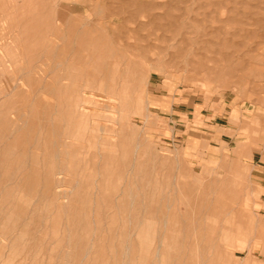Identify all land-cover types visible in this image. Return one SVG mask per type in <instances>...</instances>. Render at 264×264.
Instances as JSON below:
<instances>
[{
  "label": "rangeland",
  "instance_id": "obj_1",
  "mask_svg": "<svg viewBox=\"0 0 264 264\" xmlns=\"http://www.w3.org/2000/svg\"><path fill=\"white\" fill-rule=\"evenodd\" d=\"M0 264H264V0H0Z\"/></svg>",
  "mask_w": 264,
  "mask_h": 264
},
{
  "label": "bare ground",
  "instance_id": "obj_2",
  "mask_svg": "<svg viewBox=\"0 0 264 264\" xmlns=\"http://www.w3.org/2000/svg\"><path fill=\"white\" fill-rule=\"evenodd\" d=\"M61 9H63V8H61ZM61 11V10H60ZM84 11V10H83ZM62 12H60V14H61ZM87 14H88V12H87ZM63 16V15H62ZM87 16H89V15H87ZM89 27V26H88ZM73 29V28H72ZM87 33V32H86ZM138 89V88H137ZM65 90H67V89H65ZM136 92V91H135ZM64 94H65V92H64ZM63 97L61 96V99H62ZM83 115V114H82ZM82 117V116H81ZM82 119H83V117H82ZM85 119V118H84ZM84 121H83V127H84ZM87 124V123H86ZM89 127H91V126H89Z\"/></svg>",
  "mask_w": 264,
  "mask_h": 264
}]
</instances>
